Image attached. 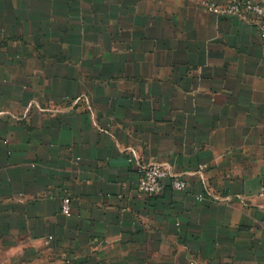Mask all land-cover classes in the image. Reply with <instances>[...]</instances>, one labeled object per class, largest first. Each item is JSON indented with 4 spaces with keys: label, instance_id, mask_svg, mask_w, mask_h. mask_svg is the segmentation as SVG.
<instances>
[{
    "label": "crops",
    "instance_id": "obj_1",
    "mask_svg": "<svg viewBox=\"0 0 264 264\" xmlns=\"http://www.w3.org/2000/svg\"><path fill=\"white\" fill-rule=\"evenodd\" d=\"M206 3L0 0V264H264V35Z\"/></svg>",
    "mask_w": 264,
    "mask_h": 264
},
{
    "label": "built area",
    "instance_id": "obj_2",
    "mask_svg": "<svg viewBox=\"0 0 264 264\" xmlns=\"http://www.w3.org/2000/svg\"><path fill=\"white\" fill-rule=\"evenodd\" d=\"M206 7L219 15L240 16L245 18L252 15L255 25L264 35V4L254 0H225L222 5L206 3ZM141 178L138 183V192L141 195L155 196L161 194L166 184L164 179L170 174V171L163 164L158 162L143 163L138 168ZM171 187L177 191H183L187 188V182L174 177L171 180ZM259 195L264 196V184ZM200 198L202 195L199 196ZM71 210V199L68 195L62 198V211L67 214Z\"/></svg>",
    "mask_w": 264,
    "mask_h": 264
}]
</instances>
